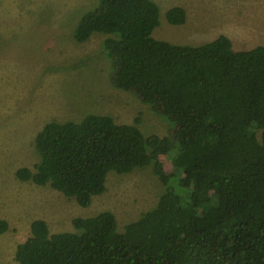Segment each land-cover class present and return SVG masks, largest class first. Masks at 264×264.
Returning <instances> with one entry per match:
<instances>
[{"label": "trees", "instance_id": "1", "mask_svg": "<svg viewBox=\"0 0 264 264\" xmlns=\"http://www.w3.org/2000/svg\"><path fill=\"white\" fill-rule=\"evenodd\" d=\"M158 13L153 0H99L73 38L112 35L102 45L111 83L169 120V133L144 135L139 117L52 120L35 137L34 169L20 167L16 177L84 207L110 170L151 165L165 190L123 232L109 211L74 218L78 232L50 233L34 219L15 248L19 264H264V45L235 50L222 33L199 45L156 39ZM165 15L185 21L179 6ZM7 228L0 218V234Z\"/></svg>", "mask_w": 264, "mask_h": 264}, {"label": "rangeland", "instance_id": "2", "mask_svg": "<svg viewBox=\"0 0 264 264\" xmlns=\"http://www.w3.org/2000/svg\"><path fill=\"white\" fill-rule=\"evenodd\" d=\"M99 0H0V264H19L17 244L29 236L34 219L50 233L78 232L72 220L102 211L114 214L117 231L151 209L166 186L151 165L128 173L110 170L105 190L88 206L51 188L22 181L16 170L39 161L35 137L49 121L78 122L89 113L109 115L117 123H134L144 135L160 137L172 123L132 92L115 87L103 41L94 32L86 41L73 38L81 16ZM159 24L152 36L173 44L199 45L225 34L235 50L264 45V0H153ZM185 11L182 24L166 18L169 8ZM167 172L168 158L159 156Z\"/></svg>", "mask_w": 264, "mask_h": 264}]
</instances>
